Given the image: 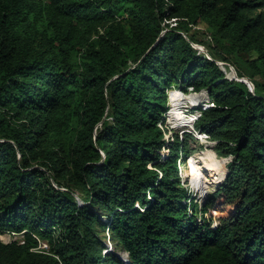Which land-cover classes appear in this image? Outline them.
Instances as JSON below:
<instances>
[{
  "label": "trees",
  "instance_id": "16d2710c",
  "mask_svg": "<svg viewBox=\"0 0 264 264\" xmlns=\"http://www.w3.org/2000/svg\"><path fill=\"white\" fill-rule=\"evenodd\" d=\"M172 85L208 90L194 129L232 156L202 203ZM5 231L0 264H264V0H0Z\"/></svg>",
  "mask_w": 264,
  "mask_h": 264
},
{
  "label": "rangeland",
  "instance_id": "374dc122",
  "mask_svg": "<svg viewBox=\"0 0 264 264\" xmlns=\"http://www.w3.org/2000/svg\"><path fill=\"white\" fill-rule=\"evenodd\" d=\"M206 36L207 33H205V37H201L208 40L210 45H207L206 42L204 44L196 43L194 45L200 52L207 56H211L214 53L217 55L222 51V49H220L219 45L213 38ZM216 59L218 65L225 72L226 76L233 77V75H237L236 66L232 59L222 60L219 59L218 56ZM244 79L250 84V87L253 88L252 81L247 77ZM198 95L200 97L203 96V99L199 98L198 101L193 102L192 96L196 97ZM176 96H181L182 101H178ZM205 97L206 94L203 89L194 90L193 88L188 87V89L184 91L181 88L172 85L167 90V100L163 102L162 111H160L161 116L165 118L171 126L172 132L177 133L178 136L182 138L184 145L189 150L184 159L182 158L185 153H182V157L177 160L178 174L183 184L186 185V188L191 196H194L200 203L203 202L206 194L213 190L219 182L224 179L226 174L225 172H227L228 169V161L232 158L231 155L224 156L218 154L215 150L216 142L211 140L208 136H205L206 134L201 131L194 129L193 123L196 119L194 115L199 113L194 107L198 105L203 106L200 104L204 103L207 105L209 101H206ZM177 103H181L180 107L177 106ZM177 108H179L178 113L181 115L176 113ZM184 120L189 121L185 124H180V122ZM186 132L190 135H186ZM165 135L168 136L169 133H165ZM205 162H209V164L205 166ZM196 176L199 177V180L197 187L194 188L193 183ZM206 215H208V213L201 214L198 212L196 217L197 219H202V216ZM212 223H216L215 218L212 219ZM104 234L108 249H110L114 245V240L108 237L110 231L106 228L104 230ZM0 238L2 241H10L12 239L4 234V232L0 234Z\"/></svg>",
  "mask_w": 264,
  "mask_h": 264
},
{
  "label": "built area",
  "instance_id": "2783aa9c",
  "mask_svg": "<svg viewBox=\"0 0 264 264\" xmlns=\"http://www.w3.org/2000/svg\"><path fill=\"white\" fill-rule=\"evenodd\" d=\"M189 88H192L191 86H189ZM206 101H209V103L206 105L205 103L203 104V107L204 106H208V105H212V103H211V100L210 99H206ZM199 112V111H198ZM200 113V112H199ZM199 113L198 114H196V115H194L195 116V118L199 115ZM168 122V121H167ZM169 124V123H168ZM202 133H204V132H202ZM204 134H206V133H204ZM205 136H208L207 134L205 135ZM4 234H6L8 237H11L12 239H19L20 240V242H23L24 240H23V234L20 232V233H16V232H14V231H5L4 232ZM1 239V238H0ZM11 239V240H12ZM5 242H7V241H5ZM38 248H47V243L45 242V241H40V243H39V245L37 246Z\"/></svg>",
  "mask_w": 264,
  "mask_h": 264
},
{
  "label": "bare ground",
  "instance_id": "6f19581e",
  "mask_svg": "<svg viewBox=\"0 0 264 264\" xmlns=\"http://www.w3.org/2000/svg\"><path fill=\"white\" fill-rule=\"evenodd\" d=\"M195 94H197V93H195ZM198 94H200V93H198ZM176 97H177L178 101H180V100L182 99L181 96H180V97H179V96H176ZM202 97H203V96H202ZM202 97H200L199 95L196 96V97L192 96V98H193V102L198 101L199 98L203 99ZM192 98H191V99H192ZM201 99H200V100H201ZM181 101H182V100H181ZM188 101H189V100H188ZM180 104H181V103H177V106L180 107ZM200 105H203V104H200ZM178 112H179V108H177L176 113L179 114ZM179 115H181V114H179ZM178 117H179V116H178ZM188 121H189V120H184V121L180 122V124H181V123H184V124H185V123H187ZM197 185H198V184H194L193 187L195 188V187H197Z\"/></svg>",
  "mask_w": 264,
  "mask_h": 264
},
{
  "label": "water",
  "instance_id": "95a60500",
  "mask_svg": "<svg viewBox=\"0 0 264 264\" xmlns=\"http://www.w3.org/2000/svg\"><path fill=\"white\" fill-rule=\"evenodd\" d=\"M231 77V76H230ZM233 77H236V75H233ZM237 78V77H236ZM243 80L244 81H246L244 78H243ZM248 83V82H247ZM248 86H249V88L251 89V87H250V84L248 83ZM204 90V92H205V94H206V99H210V97H209V94H208V90L207 89H203ZM226 173V172H225Z\"/></svg>",
  "mask_w": 264,
  "mask_h": 264
}]
</instances>
